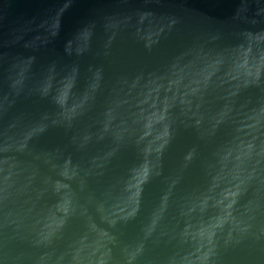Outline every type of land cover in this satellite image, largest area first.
Returning a JSON list of instances; mask_svg holds the SVG:
<instances>
[{
    "label": "clouds",
    "instance_id": "clouds-1",
    "mask_svg": "<svg viewBox=\"0 0 264 264\" xmlns=\"http://www.w3.org/2000/svg\"><path fill=\"white\" fill-rule=\"evenodd\" d=\"M8 0H5L7 3ZM42 19L0 50L3 264H226L264 253V5L111 0L61 38ZM3 13V8H0ZM3 20V16H0ZM34 24L35 20L29 21ZM161 60L152 57L177 36ZM145 59L117 56L119 45ZM42 102L39 111L19 105ZM53 134L61 141L42 142ZM191 143L176 167L166 158ZM153 185L159 191L150 195Z\"/></svg>",
    "mask_w": 264,
    "mask_h": 264
},
{
    "label": "water",
    "instance_id": "water-1",
    "mask_svg": "<svg viewBox=\"0 0 264 264\" xmlns=\"http://www.w3.org/2000/svg\"><path fill=\"white\" fill-rule=\"evenodd\" d=\"M192 7L204 14V19H201L195 26L200 31L210 32L215 30L218 25L207 18L215 20H224L229 15H232L239 7L241 0H192ZM65 0H0V8H3V20H0V50L4 41L14 39L19 36L22 39L19 43L3 49L10 54L24 52L22 45L26 41L34 40L37 35H45L42 31L36 30V24L42 19L50 18V21L60 13ZM248 14L255 12L257 4L264 5V0H247ZM111 0H72L71 7L60 15L62 24L61 38L55 44L53 49H50L44 54V58L62 55L63 41L69 38L79 24L90 17L94 12L110 11L114 9ZM35 20L34 24H29V21ZM183 36H177L166 47L155 53L152 57L153 61L161 60L171 53V51L182 41ZM128 45L121 44L117 50V56L120 57H136L137 59H145L143 53L127 48ZM42 102L33 105L21 104V111H39L42 107ZM61 141L59 135L53 134L42 143L45 146H53ZM191 143L190 137H182L177 141L172 151L166 158V166L169 168L176 167L185 148ZM159 185H153L150 190V195H155L159 191ZM0 264H3L0 261ZM226 264H264V253L259 259H244L240 256H234L226 260Z\"/></svg>",
    "mask_w": 264,
    "mask_h": 264
}]
</instances>
